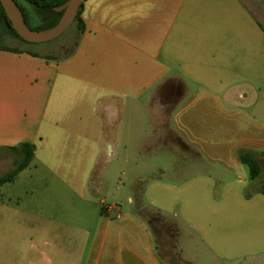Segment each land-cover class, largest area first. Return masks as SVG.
Returning a JSON list of instances; mask_svg holds the SVG:
<instances>
[{
	"label": "crops",
	"instance_id": "obj_1",
	"mask_svg": "<svg viewBox=\"0 0 264 264\" xmlns=\"http://www.w3.org/2000/svg\"><path fill=\"white\" fill-rule=\"evenodd\" d=\"M181 16L180 0H84L85 28L74 52L59 56V46L0 48V156H21L13 147L24 143L35 148L17 176L34 167L51 186L94 202L91 193L106 183L111 164L122 159L128 165L136 143L147 147L151 121L157 134L174 137L199 156L191 144L220 138L221 153L249 151L262 163L264 122L243 109L249 105L245 93L230 84L229 51L223 44L228 36L210 18L184 22ZM202 150L218 155V148ZM230 159L245 175L240 158ZM211 182V176L196 177L182 192L158 180L143 191L148 196L154 187L165 188L171 203L197 202L198 208L183 211L188 236H199L225 261L202 263L186 254L180 246L181 223L160 213L150 221L133 213L113 214L116 204L104 207L101 200L98 264H264V237L257 233L264 231V194L248 198L244 210L228 211L212 209L207 194L186 193ZM153 221L163 233V248Z\"/></svg>",
	"mask_w": 264,
	"mask_h": 264
},
{
	"label": "rangeland",
	"instance_id": "obj_2",
	"mask_svg": "<svg viewBox=\"0 0 264 264\" xmlns=\"http://www.w3.org/2000/svg\"><path fill=\"white\" fill-rule=\"evenodd\" d=\"M17 3L24 8L31 28L46 29L56 22L57 15L45 16L36 5L26 0H17ZM180 3L184 22L210 18L228 36L223 44L229 51L230 84L245 93L244 100L249 105L243 109L264 122V0H180ZM4 31V26L0 24V45L36 51L59 46V56L72 50L78 38L77 22L56 39L42 43H28L6 31L4 34ZM155 127L151 121L147 147L139 148L136 143L128 165L122 159L111 164L106 171V183L98 192L91 193L94 202H83L61 185L51 186L37 175L34 167L27 168L13 181L0 186V264H98L101 240L95 232L102 205L109 207L112 204H116L113 214L117 211L133 213L150 221L149 217L160 213L166 220L181 223L184 232L180 246L186 254L202 263L212 259L225 261L216 250L206 248L199 236H188L190 230L183 224V211L186 206L197 207V202L186 203L180 199L171 203L165 198L170 193L165 188L154 187L148 196L143 190L151 183L162 180L177 185L176 190L184 192L191 179L207 175L212 177L210 184H197L186 193L207 194L212 209L244 210L243 203L248 198L257 200L264 189V156H261L260 176L251 179L249 167L238 160L240 153L230 155L225 153V149L221 153L225 147L220 138L209 139V143L198 146L191 144L200 153L199 156L183 148L174 137L157 134ZM176 132L188 141L184 132L177 129ZM202 148H218V155H210ZM232 157L244 167L245 175L234 167ZM18 160L21 156L14 153L0 156V176L6 174ZM243 176L247 179L241 181ZM117 186L120 190L116 189ZM139 190H142L140 201L137 200ZM130 195L132 201L129 200ZM113 221L120 222L119 219ZM152 225L163 248L165 242L160 225L156 222ZM86 228L91 232L87 233ZM257 233L264 237L263 230ZM223 250L231 254L224 247Z\"/></svg>",
	"mask_w": 264,
	"mask_h": 264
},
{
	"label": "trees",
	"instance_id": "obj_3",
	"mask_svg": "<svg viewBox=\"0 0 264 264\" xmlns=\"http://www.w3.org/2000/svg\"><path fill=\"white\" fill-rule=\"evenodd\" d=\"M26 1L36 5L39 8L38 9L39 12H41L43 15L45 14V16L57 15L56 22H54V24L47 27V28H50V27L54 26L62 16V12H56L55 8L64 4L67 0H26ZM16 2H17V0H16ZM82 8H83V4L81 5L79 13H78V15L74 21V22H77L78 34H80L85 28L84 21L81 18ZM21 9L25 15V19L27 22L25 10L22 7H21ZM0 23L4 26L6 33H8L9 35H11L14 38H18V39H21L25 42H28L25 39H23L22 37H20L17 34V32L15 31V29L10 26V21L7 18V15L5 13V10H4L1 2H0ZM32 29H34V28H32ZM1 35L2 34L0 32V36ZM28 43H31V42H28ZM78 43H79V38H77L75 45L72 49V52L75 51V48L78 45ZM0 48L10 49V50H18V47H13V46H8V45H0ZM13 150H15L21 154V160L16 161L14 167L11 170H9L6 174L0 176V186H2L3 184H5L7 182L14 180L15 177L30 164V162L34 156L35 148H34L33 144L24 143V144L20 145L19 147H13ZM239 158L243 163H245L249 166L251 177L253 179L258 178L260 173H261V163H260V160L256 157V155L253 154L252 152L244 151V152L240 153ZM261 193L264 194V189L261 190ZM137 195H138L137 200L140 201L142 198L141 197L142 190H139ZM139 211L144 214L143 209H140ZM174 231L176 233V230H174Z\"/></svg>",
	"mask_w": 264,
	"mask_h": 264
},
{
	"label": "water",
	"instance_id": "obj_4",
	"mask_svg": "<svg viewBox=\"0 0 264 264\" xmlns=\"http://www.w3.org/2000/svg\"><path fill=\"white\" fill-rule=\"evenodd\" d=\"M83 1L67 0L55 8V11L62 12V16L54 26L36 30L28 26L25 15L16 0H0L10 21V26L20 37L31 43L48 42L63 34L74 23Z\"/></svg>",
	"mask_w": 264,
	"mask_h": 264
},
{
	"label": "flooded vegetation",
	"instance_id": "obj_5",
	"mask_svg": "<svg viewBox=\"0 0 264 264\" xmlns=\"http://www.w3.org/2000/svg\"><path fill=\"white\" fill-rule=\"evenodd\" d=\"M1 24V23H0ZM4 34H5V31H4ZM1 37V36H0Z\"/></svg>",
	"mask_w": 264,
	"mask_h": 264
}]
</instances>
